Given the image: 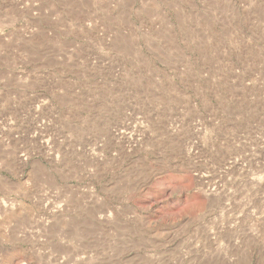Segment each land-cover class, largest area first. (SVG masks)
<instances>
[{
	"label": "rangeland",
	"instance_id": "rangeland-1",
	"mask_svg": "<svg viewBox=\"0 0 264 264\" xmlns=\"http://www.w3.org/2000/svg\"><path fill=\"white\" fill-rule=\"evenodd\" d=\"M0 264H264V0H0Z\"/></svg>",
	"mask_w": 264,
	"mask_h": 264
}]
</instances>
